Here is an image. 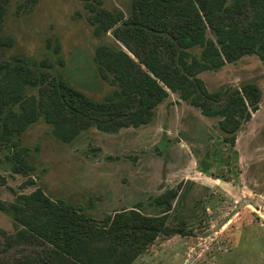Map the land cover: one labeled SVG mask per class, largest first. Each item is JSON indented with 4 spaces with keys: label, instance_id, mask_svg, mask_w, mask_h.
<instances>
[{
    "label": "rangeland",
    "instance_id": "1",
    "mask_svg": "<svg viewBox=\"0 0 264 264\" xmlns=\"http://www.w3.org/2000/svg\"><path fill=\"white\" fill-rule=\"evenodd\" d=\"M131 2L102 0L106 10L125 15ZM88 16L82 0H10L0 36L14 43L5 56L48 60L52 75L101 101L114 87L99 76L95 51L117 44L110 33L96 37ZM48 41L60 44L64 67L57 65ZM200 78L210 92L248 82L262 89L260 108L234 146L225 142L217 119L204 117L174 93L147 126L115 134L90 129L71 144L59 142L40 119L21 137L35 168L29 177L13 174L8 151L0 148V201L15 202L16 194L39 188L100 222L133 208L159 216L152 199L181 185L166 226L187 235H160L132 264H264V63L246 56ZM25 92L36 95L37 89ZM28 179L35 184L23 188ZM16 230L11 214L0 210V264L37 262L45 251L42 244L16 241L5 247Z\"/></svg>",
    "mask_w": 264,
    "mask_h": 264
},
{
    "label": "trees",
    "instance_id": "2",
    "mask_svg": "<svg viewBox=\"0 0 264 264\" xmlns=\"http://www.w3.org/2000/svg\"><path fill=\"white\" fill-rule=\"evenodd\" d=\"M82 1L93 34L110 33L117 44L95 51L99 76L114 87L101 101L52 75L48 60L6 58L14 41L0 36V148L8 151L13 174L29 177L35 171L21 137L40 119L59 142L71 144L90 129L115 134L149 125L171 93L204 117L217 119L225 142L235 145L238 132L259 110L263 91L248 82L210 92L200 74L246 56L264 63V0H132L127 15L106 10L102 0ZM9 2L0 0V31ZM46 46L64 67L60 44L48 41ZM196 49L200 54L192 52ZM26 88L37 89V94H26ZM33 184L28 179L23 188ZM181 189L179 185L152 199L161 209L159 216L133 208L100 222L84 208L52 200L39 188L16 194L15 202L0 201V210L11 214L17 229L5 247L16 241L44 245L37 262L17 264H132L160 235H187L166 226Z\"/></svg>",
    "mask_w": 264,
    "mask_h": 264
}]
</instances>
